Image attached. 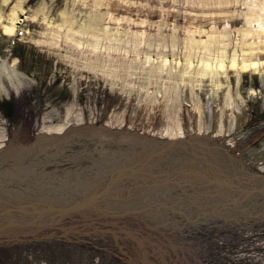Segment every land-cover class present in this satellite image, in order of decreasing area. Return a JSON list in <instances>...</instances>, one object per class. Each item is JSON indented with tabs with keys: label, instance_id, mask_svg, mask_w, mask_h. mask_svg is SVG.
I'll list each match as a JSON object with an SVG mask.
<instances>
[{
	"label": "rangeland",
	"instance_id": "1",
	"mask_svg": "<svg viewBox=\"0 0 264 264\" xmlns=\"http://www.w3.org/2000/svg\"><path fill=\"white\" fill-rule=\"evenodd\" d=\"M136 1L147 6L150 15L143 16L142 19L150 22L146 25L135 18L127 21V24L125 21V37L135 34L138 38L141 36L149 39L158 35L157 43H162L166 38L169 44L174 39L176 48L168 45L165 50L173 53L170 57L182 60L190 59L192 54L193 67L195 63L199 65L205 62L207 58L203 54L209 56V53L201 46L196 47L197 45H194L193 51L186 50V46H192L191 42H212L220 45L228 42L234 47L239 37L237 31L232 38L227 37L228 31L222 25L212 22L210 26L213 27L207 30L203 20L202 23L199 22L200 19L238 10L248 12L246 16L251 19L253 13L259 9L256 7L249 12V4L245 6L242 3L237 5L236 2L223 1L216 3L213 0ZM15 2L16 0H12L4 4L0 0V14L6 16V22ZM103 2L105 1L29 0L26 3L29 9L27 20L20 35L9 36L0 28V58L8 59L11 63L16 60L15 68L24 77L20 97L12 87H8L7 91L0 87V146L3 149L9 145L8 148L13 146L25 150V144L31 139L52 136L54 133L47 132L46 127L63 123L68 108H71L74 115L68 124V133L60 138V145L39 153L46 154L44 158L39 157L42 163L40 168H36L39 173L44 170L52 171L56 178H62L67 171L80 174L90 171L94 174L99 170L94 165L95 161L117 160L120 157L118 152L126 144L118 143L116 138L123 135L132 138L134 131L135 136L139 131L152 134L162 130L183 132L188 136L210 137L221 143L230 142L233 144L230 151L235 150L241 159L252 163L255 168L264 165V32H260V48L254 52V59L260 63L258 68L245 70L240 66L238 69L229 70L227 75L221 72L222 83L214 85L210 78H206L195 85L196 89L192 86L194 81L191 83L186 80V72L181 73L183 83L177 80L182 86L179 92L168 78L161 77L163 80L160 79L161 83H157L158 87H155L150 82L157 80H151L148 76H143L140 80L133 76L127 81L125 78L117 80L102 72L103 66L110 68V65L114 67L119 62L124 64V55L104 51L102 47L97 49L91 37H81L73 32L71 34L68 25L74 22V31L80 28H99L100 24L97 25L96 21L104 7ZM42 3H46L45 13L40 12L35 16L34 11ZM66 8L71 13L66 26L57 27L62 20L61 12ZM133 12L137 13L135 10ZM211 19L213 18L210 17V21H214ZM242 20L247 22L244 18ZM213 28L217 32H210ZM232 52L233 49L228 54L232 55ZM144 58L145 56L140 57L141 62H144ZM129 59L136 62L138 56L133 55ZM195 77L193 76V80ZM168 87L174 90L170 92ZM229 89L230 96L227 95ZM174 104L177 106H173ZM97 125L102 126L101 129ZM79 129L83 131L78 136ZM116 130L120 132L115 133ZM86 131L91 135L84 133ZM133 147L136 151L142 146ZM222 147L227 146L222 144ZM208 150L213 152L217 148ZM166 160L175 162L170 156ZM9 167L19 171L18 173L24 170V166L17 163H12ZM227 220L204 221L198 230H191L194 231L192 233H197L194 237H198L193 238L198 244L196 254L207 264H264V237L245 243L235 239L237 237L230 240L226 229L235 224V221ZM97 223L93 228L98 233H94L91 228L86 230L91 234L90 244H83L80 235L73 233L67 237L57 233L49 239L41 238V234L38 239L32 237L25 242L3 241L0 243V264H131L128 258L136 259V254L128 249V245L119 250L111 241L113 238L109 230L112 227L105 228ZM196 223L201 224V221ZM217 234L220 237H211ZM216 238L224 240L222 243L228 248L220 250ZM242 245L247 247L245 259L236 256L242 254ZM148 253L151 255V250ZM250 254H255L256 258H252Z\"/></svg>",
	"mask_w": 264,
	"mask_h": 264
},
{
	"label": "bare ground",
	"instance_id": "2",
	"mask_svg": "<svg viewBox=\"0 0 264 264\" xmlns=\"http://www.w3.org/2000/svg\"><path fill=\"white\" fill-rule=\"evenodd\" d=\"M2 1L8 4L12 0ZM28 1L16 0L8 22L6 16L0 14V28L9 36L17 37L21 34L29 12L26 6ZM104 1L98 20L95 19L97 25L100 24L99 28H80L74 31V22L68 27L71 34L73 32L81 37H91L97 49L102 47L104 51L124 55L126 58L124 64L119 62L114 67L110 65V68L103 66L102 72L114 76L117 80L125 78L129 81L133 76L140 80L143 76H148L151 80H157L150 84L158 87L157 83H161L160 79L164 77L163 79L173 81L175 90L178 88L181 92L180 83H183L181 73L186 72L188 76L186 80L191 83L194 81L192 86L195 88L197 83L205 81L206 78H210L214 85L222 83L221 72L227 75L229 70L238 69L240 66L246 70L258 68L260 65L254 59V52L260 48L259 36L260 32H264V0H213L216 3L223 1L236 2L237 5L242 3L245 6L249 4V12L254 11L256 7L259 9L253 13L251 19L246 16L248 12L245 13L243 10L217 13L216 16H207L208 19H200L199 22L202 23L203 20L207 30L213 27L210 26L212 22L218 26L222 25V28L228 31L227 37L232 38L235 31L239 37L234 47L228 42L223 45L191 42L192 46H186V50L193 51L194 45H197L196 47L201 46L209 53V56L203 54L207 58L205 62L199 65L195 63L194 67L191 65L194 61L191 60L192 54L190 59L185 60L170 57L172 52L165 49L168 45H174V49L176 48L174 39L169 44L166 38L162 43H157L158 35L149 39L141 36L138 38L135 34L125 37L126 34L123 33L125 21L127 24V21L135 18L146 25L150 22L142 19L143 16L150 15L146 5L136 0ZM45 9L46 3H42L33 14L35 16L40 12L44 14ZM133 10L137 13L135 14ZM69 14L71 13L67 8L61 12L62 20L57 27L66 26ZM210 17L214 21H210ZM243 18L247 22L244 23ZM44 20H47V17H44ZM242 25L250 27L242 28L240 27ZM210 32L217 31L213 28ZM68 38L74 41L71 35H68ZM231 49L232 55L228 54ZM133 55L138 56L136 62L129 59ZM142 56H145L144 62L140 60ZM195 58L198 59V55ZM13 63L0 58V87L5 91L12 87L20 97L24 77ZM189 76H192V79H189ZM193 76H196L195 80ZM178 79L181 80L180 83ZM168 89L170 92L174 90L172 87ZM230 94L229 89L227 95ZM173 106L176 107L177 104ZM73 115L72 109L68 108L63 123L46 127L47 132L54 133L52 136L31 139L25 144V150L22 147L8 148V145L6 151L0 146V243L25 242L29 241L28 238H37L41 234L43 235L41 238L49 239L55 237L57 233L64 237L73 233L80 235L83 244H90L91 234L86 230L91 228L94 233H98L93 228L98 222V226L112 227V230L108 229L113 238L111 241L119 250L128 245V249L136 254V259L128 258L131 264H207L195 252L198 244L193 238L198 237H194L197 233L191 231L198 230L204 221L233 219L235 224L229 225L226 229L230 240L237 237L235 239L245 243L264 237V165L255 168L252 163L241 159L235 150L230 151L229 148L233 146L230 142L221 143L210 137L188 136L183 132L170 130L152 134L139 131L141 133L136 132L138 134L135 137L134 131L132 138H126L124 135L116 138L118 143L126 144V147H122L123 151H119L124 153L118 152L120 157L117 160L95 161L94 165L99 170L94 174L90 171L85 172L86 174L67 171L66 176L63 173L62 178H56L52 171L44 170L39 173L36 170L42 164L39 157L46 156L39 153L60 145L58 144L60 138L68 133L66 130ZM111 126L115 129L114 125ZM101 127L98 126L100 129ZM127 130L130 131L129 128ZM81 131L83 129L78 132V136L81 135ZM84 133L89 134L88 131ZM222 144L227 147L223 148ZM133 146L142 147L135 151ZM214 147L217 148L216 151L208 150L215 149ZM169 156L175 162H168L166 158ZM12 163L24 166L23 172L18 173L19 171L9 167ZM77 174L80 176L77 177ZM96 192L100 193L98 204L96 207L88 208L89 213H93L90 215H94V212L100 213L93 221L91 216L87 220L72 216L64 218L61 224L48 227L49 223L54 224L53 222L57 223L60 220L62 209L78 206L83 199H89ZM181 202L183 204H180ZM46 208L52 211L47 212ZM84 213L86 212H80L79 215ZM197 221H201V224L196 223ZM214 236L220 237L218 234L211 237ZM216 239L220 250L228 248L222 243L224 240ZM128 240L133 243H127ZM246 248L242 245L241 256L239 254L236 256L245 259ZM150 250L151 255L148 253ZM250 256L256 258L255 254Z\"/></svg>",
	"mask_w": 264,
	"mask_h": 264
},
{
	"label": "water",
	"instance_id": "3",
	"mask_svg": "<svg viewBox=\"0 0 264 264\" xmlns=\"http://www.w3.org/2000/svg\"><path fill=\"white\" fill-rule=\"evenodd\" d=\"M99 194L100 193H95L92 197H90L89 199H83L82 202L80 203V205L78 206H75V207H71V208H65V209H62L61 210V218L60 220L56 223V222H53L54 224H50L48 225V227H52V226H56L59 224H61L62 222H64V218H67V217H82L84 219H89V216H91V220L93 221L96 217L98 216V214L100 213H97V212H94V215H90V214H93L92 212L89 213L90 211H88L89 207L92 208V207H96V205L98 204V198H99ZM263 201H264V198H263ZM79 207V208H78ZM47 209V208H46ZM79 210V211H78ZM52 209H47V212H51ZM83 213V212H86L82 215H79V213Z\"/></svg>",
	"mask_w": 264,
	"mask_h": 264
}]
</instances>
